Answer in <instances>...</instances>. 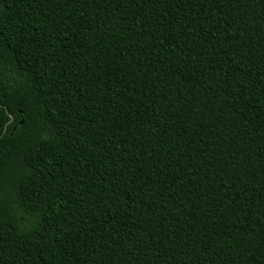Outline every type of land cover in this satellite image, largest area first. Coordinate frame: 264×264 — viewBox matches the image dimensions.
<instances>
[{
    "label": "trees",
    "instance_id": "16d2710c",
    "mask_svg": "<svg viewBox=\"0 0 264 264\" xmlns=\"http://www.w3.org/2000/svg\"><path fill=\"white\" fill-rule=\"evenodd\" d=\"M0 264H264V0H0Z\"/></svg>",
    "mask_w": 264,
    "mask_h": 264
},
{
    "label": "water",
    "instance_id": "95a60500",
    "mask_svg": "<svg viewBox=\"0 0 264 264\" xmlns=\"http://www.w3.org/2000/svg\"><path fill=\"white\" fill-rule=\"evenodd\" d=\"M9 117H10V121H12L13 120V116L12 115H9Z\"/></svg>",
    "mask_w": 264,
    "mask_h": 264
}]
</instances>
